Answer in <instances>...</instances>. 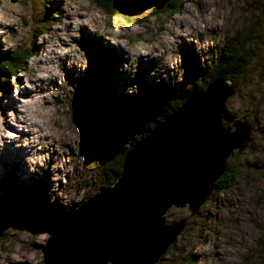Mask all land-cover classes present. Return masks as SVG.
<instances>
[{
	"label": "rangeland",
	"instance_id": "obj_1",
	"mask_svg": "<svg viewBox=\"0 0 264 264\" xmlns=\"http://www.w3.org/2000/svg\"><path fill=\"white\" fill-rule=\"evenodd\" d=\"M5 2L20 10L8 9L17 18L13 23L0 18V53L29 46L32 55L14 76L0 77V126L13 132L0 135V196L12 192L15 201L11 220L0 216L8 224L0 235V264H43L41 248L48 233H31L19 220L27 213L75 209L100 185L115 180L106 165L121 161L160 115L139 117L132 100L144 86L182 101L197 92V84L220 74L233 81L222 124L233 130L241 121L251 122L250 140L228 157L237 176L226 190L213 189L193 215L186 206L165 213L167 223L187 222L155 264H264V22L259 17L264 0H178L132 16L107 12L93 0H0V12ZM65 20L79 23L72 29ZM58 24L63 28L54 27ZM69 30L79 36L66 42L59 33ZM8 39H15V46H8ZM82 41L97 44L110 59L109 67L95 75L108 99L93 91L96 107L87 112L73 104L70 85L85 76L95 58ZM241 42L245 72L233 75L222 67L220 53ZM64 48L68 51H57ZM40 71L49 75L37 76L39 85L28 88L25 80L35 84L32 77ZM25 99L39 123L18 119V105ZM9 113L25 128L16 129Z\"/></svg>",
	"mask_w": 264,
	"mask_h": 264
},
{
	"label": "water",
	"instance_id": "obj_2",
	"mask_svg": "<svg viewBox=\"0 0 264 264\" xmlns=\"http://www.w3.org/2000/svg\"><path fill=\"white\" fill-rule=\"evenodd\" d=\"M167 1L111 0L110 5L132 16L161 9ZM232 92L230 79L210 80L128 148L111 184L100 185L75 209L27 213L19 220L31 233H48L43 264H155L187 222L167 223L165 213L186 206L195 214L230 154L244 150L250 140L251 122L241 121L233 130L222 124ZM7 226L0 220V235Z\"/></svg>",
	"mask_w": 264,
	"mask_h": 264
},
{
	"label": "trees",
	"instance_id": "obj_3",
	"mask_svg": "<svg viewBox=\"0 0 264 264\" xmlns=\"http://www.w3.org/2000/svg\"><path fill=\"white\" fill-rule=\"evenodd\" d=\"M93 1L103 10L107 12L116 13V11L110 5L111 0ZM177 2L178 0H168L166 4L167 6H172L176 5ZM259 17L264 22V2L262 3V6L259 10ZM250 32L252 33L253 31L250 30ZM81 43L85 51L94 52L95 58L92 59L91 66L87 70L85 76L78 79H72L70 81V85L73 89V104L76 107L81 108L82 110H86L87 108L93 109L96 107L94 104L92 105L91 93L93 91L98 90L101 96L105 94L104 89L99 88L95 75L96 73H99L104 67L105 69L109 67L110 59L108 58L109 55L105 51L99 50V46L97 44L94 45L87 41H82ZM31 55L32 52L29 46L24 49H16L7 55H2L0 53V77L8 78L10 74L14 76L19 68H23L25 66L27 60H29ZM220 55L222 67H224L226 71L233 75L239 73L243 75V73L245 72V68L242 66V61H245L246 54L245 50L243 49L242 42L241 47L233 45L225 46L222 49ZM216 76H224L228 78V76L223 74ZM14 81L15 84L19 82L17 78L14 79ZM206 84H197L196 91L198 92L200 90H203ZM103 99L107 100L108 98L103 96ZM104 102L102 101V103L100 104L103 105ZM180 102L181 101L173 100L170 92H165L163 89L158 90L149 86H144L143 89L138 94H136L134 99L132 100L133 105L139 112V117H141L142 119L149 120L151 114L155 111L160 113L159 116L153 117V124L160 122L163 117L169 115L179 105ZM88 115L91 116L89 111ZM106 168L110 169L112 177L116 179L121 172V161H115L113 163H110L106 165ZM236 176L237 167H235L233 164L227 163L226 169L222 173V175L217 179L214 189H216V191L218 192L226 190L232 184ZM14 212L15 201L12 192H7L3 196H0V216L4 217V221H10L14 215Z\"/></svg>",
	"mask_w": 264,
	"mask_h": 264
},
{
	"label": "clouds",
	"instance_id": "obj_4",
	"mask_svg": "<svg viewBox=\"0 0 264 264\" xmlns=\"http://www.w3.org/2000/svg\"><path fill=\"white\" fill-rule=\"evenodd\" d=\"M73 7H75V5H73ZM8 9H13L14 11H19L20 9L16 6V5H11V4H7L5 2V8H4V11L3 12H0V18L3 19V23L4 24H9V23H13L14 21L17 20V18L13 15H11L9 12H8ZM64 24H68V23H72L71 21H68V20H65L63 22ZM77 23L79 22H76V23H72V29H76L77 27ZM54 27H59V28H63V24H58V25H54ZM59 35L61 36V38L66 41V42H70V37H77L79 36V33L78 31L76 30H69L67 32H64V31H61L59 33ZM16 44V40L15 39H8L7 40V45L8 46H15ZM74 47V45H73ZM57 51H63V52H66L68 51L67 48H64V49H57ZM179 59V57L177 56V60ZM41 67H45L44 65H42ZM47 67H52V65H48ZM49 75V72L48 71H40V72H37L36 75H34L32 77V79L34 81H36L35 84L33 83H28L27 80H25V84L28 88H34L36 87L37 85H39V81L36 80V77L37 76H47ZM45 96H48V93L45 92L44 93ZM31 104V101L30 100H27L25 99L20 105H18V107L20 108V113H18V119L20 121H26L27 124L31 125L33 123V121H35L36 123H39V121L37 120V117L32 113L30 107H27L28 105ZM239 106V105H237ZM9 118H10V122L13 123L16 127V129H22V128H25V124H22V123H17L15 120H11V113H9ZM30 131H32L33 133H38L39 135H43L44 133L43 132H40L36 127H31ZM0 135L2 136H5V137H11L13 135V132L12 131H8L6 129H4L2 126H0ZM30 139L32 141H35L37 139V136L36 135H32L30 137ZM28 141H24V143H27ZM0 143H2V141H0ZM29 160H32L33 157L29 156L28 157ZM35 159L37 160H42L43 157H36ZM174 207V206H173ZM203 248H207L208 245H203L202 246ZM197 251L200 250L199 247H197L196 249ZM233 257H228V259H232ZM201 264H203V262H201Z\"/></svg>",
	"mask_w": 264,
	"mask_h": 264
},
{
	"label": "bare ground",
	"instance_id": "obj_5",
	"mask_svg": "<svg viewBox=\"0 0 264 264\" xmlns=\"http://www.w3.org/2000/svg\"><path fill=\"white\" fill-rule=\"evenodd\" d=\"M142 57V56H141ZM141 60V59H140Z\"/></svg>",
	"mask_w": 264,
	"mask_h": 264
}]
</instances>
